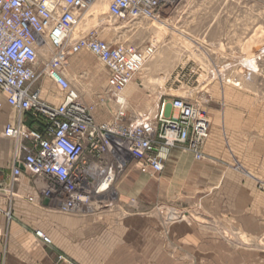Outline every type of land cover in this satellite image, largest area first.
Wrapping results in <instances>:
<instances>
[{
  "label": "crops",
  "instance_id": "crops-1",
  "mask_svg": "<svg viewBox=\"0 0 264 264\" xmlns=\"http://www.w3.org/2000/svg\"><path fill=\"white\" fill-rule=\"evenodd\" d=\"M39 86L42 101L63 102L49 80ZM0 101V264H264L263 115L212 109L207 161L161 150L163 173L152 177L134 163L146 178L118 181L113 199L63 214L41 199L26 171L13 181L24 153L2 137L18 123L43 133L45 121ZM35 231L52 245L39 243Z\"/></svg>",
  "mask_w": 264,
  "mask_h": 264
},
{
  "label": "built area",
  "instance_id": "built-area-1",
  "mask_svg": "<svg viewBox=\"0 0 264 264\" xmlns=\"http://www.w3.org/2000/svg\"><path fill=\"white\" fill-rule=\"evenodd\" d=\"M96 1L0 0V96L12 110L46 123L43 133L21 123L4 127L2 137L17 141L24 153L13 181L26 171L41 199L63 214L103 205L114 193L118 175L134 163L152 177L163 173L161 150L181 148L205 161L203 148L210 136V118L192 99H161L153 116L132 112L129 102L120 99L157 48L103 41L94 30L74 39ZM178 1L111 0L109 16L130 23L156 19ZM45 44L51 52L44 60L39 50ZM83 51L109 73L93 105L82 100L64 74L68 57ZM43 80L55 86L63 100L59 106L41 100ZM3 105L0 101V110ZM99 107L111 110L108 121L96 119ZM258 187L264 190L263 183ZM28 201L36 202L33 196ZM34 235L39 243L52 245L43 231Z\"/></svg>",
  "mask_w": 264,
  "mask_h": 264
},
{
  "label": "rangeland",
  "instance_id": "rangeland-1",
  "mask_svg": "<svg viewBox=\"0 0 264 264\" xmlns=\"http://www.w3.org/2000/svg\"><path fill=\"white\" fill-rule=\"evenodd\" d=\"M109 3L98 0L74 36L96 30L103 41L156 46L135 78L139 90L131 85L125 92L131 111L153 116L161 99L180 97L197 102L210 122L212 109L264 116V0H181L156 19L132 23L111 20ZM64 74L87 105L98 102L107 84L105 67L87 51L70 55ZM223 101L226 108L220 106ZM110 118L111 110L99 107L96 119ZM140 173L129 167L117 182L146 178Z\"/></svg>",
  "mask_w": 264,
  "mask_h": 264
},
{
  "label": "bare ground",
  "instance_id": "bare-ground-1",
  "mask_svg": "<svg viewBox=\"0 0 264 264\" xmlns=\"http://www.w3.org/2000/svg\"><path fill=\"white\" fill-rule=\"evenodd\" d=\"M97 1H98V0H97ZM97 1H96V2H97ZM180 1H181V0H180ZM180 1H178V2H180ZM96 2H95V3H96ZM110 2H111V0H110ZM178 2H177V3H178ZM95 3H94V4H95ZM94 4L91 6V8L94 6ZM109 4H110V3H109ZM91 8H90V9L87 11V13L85 14V17H84L82 23L85 21V19H86L87 15L89 14ZM107 9H108V13H109V5H108ZM127 21H128V20H127ZM82 23H81V24H82ZM81 24H80V25H81ZM79 27H80V26H79ZM78 29H79V28H78ZM77 31H78V30H77ZM91 31H93V30H91ZM94 31H96V30H94ZM89 32H90V31H89ZM97 32H98V31H97ZM75 34H76V33H75ZM75 34H74V35H75ZM74 35H73V38L76 39L77 37H75ZM39 52H40V54H41V53H45V54L48 56V54H50V52H51V48H50V46H49L48 44H45L42 48H40ZM94 57H95V56H94ZM247 61H248V60H247ZM247 61H246V62H247ZM250 61H251V60H250ZM253 61H254V60H253ZM253 61L250 62L249 66H250V67H253V69H254V68H257V67H256L255 64H253ZM246 62H245V63H246ZM255 62H256V61H255ZM246 64H248V63H246ZM137 75H138V74H137ZM137 75H136V77H137ZM136 77H135V78H136ZM135 78H134V80L130 83V85L126 88V90H127L129 87H131V85H132V90H133V91L139 90V86H138V83H139V82H138L137 80H136V81H137V82H136V81H135ZM133 84H134V85H133ZM76 90H77V89H76ZM126 90L124 91V93H123L122 95H120V99L123 100V101H127V102H128L129 100H128V98H127V96H126V93H125ZM210 126H211V122H210ZM210 133H211V132H210Z\"/></svg>",
  "mask_w": 264,
  "mask_h": 264
}]
</instances>
